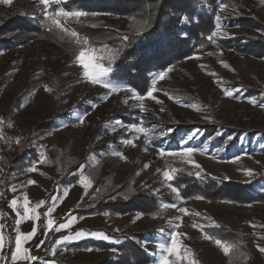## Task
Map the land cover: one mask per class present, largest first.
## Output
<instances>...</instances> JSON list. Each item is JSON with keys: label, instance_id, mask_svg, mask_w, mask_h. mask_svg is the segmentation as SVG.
<instances>
[{"label": "rangeland", "instance_id": "rangeland-1", "mask_svg": "<svg viewBox=\"0 0 264 264\" xmlns=\"http://www.w3.org/2000/svg\"><path fill=\"white\" fill-rule=\"evenodd\" d=\"M98 1L52 4L50 12L81 10L100 15L60 18L68 31L51 24L55 33L38 38L27 35L23 24H44L40 0H0V224L4 225L0 256L5 257L0 264H13L15 228L28 233L35 225L38 234L41 224L43 237L34 250L30 249L34 237L22 246L39 259L15 264H158L165 255L158 245L171 247L174 234L178 250H188L180 264H264V252L258 250L264 247V199L256 198L264 194V107L259 106L264 104V54L243 48L244 37L262 35L245 29L238 19L254 16L264 23V3L233 0L221 9L224 3L217 1L213 31L218 23L221 31L214 42L206 39L203 52L149 74V88L142 93L124 83L122 66L115 68L116 61L106 53L94 55L102 57L100 64L113 61V70L103 79L118 90L110 91L84 76L78 56L92 48L73 27L87 24L122 32L128 24L113 12L123 7V0ZM216 16L221 17L219 22ZM181 21L184 26L186 19ZM71 31L78 35L71 36ZM161 72L166 75L157 79ZM153 88V97L147 98ZM226 91L234 95L229 97ZM188 147L197 150L191 157L161 155V150L182 153ZM165 172L173 176L171 181L164 178ZM185 172L205 175L219 185L249 186L253 196L236 198L229 192L223 196L216 190L220 187L208 181L200 185L208 192L187 195L176 180ZM84 177L87 187L81 183ZM120 189L127 200L122 198L125 204L121 205L116 202L121 196H115ZM25 196L39 219L17 225L19 217L10 202L16 199L23 215ZM100 199L113 205L76 213L83 206L90 210L86 203ZM41 200L46 204L35 208ZM53 200L56 204L48 216ZM69 215L76 218L69 228L45 231L48 219L55 227ZM77 231H99L110 239L63 240ZM205 235L233 248L226 256ZM9 246L13 252L7 253Z\"/></svg>", "mask_w": 264, "mask_h": 264}, {"label": "trees", "instance_id": "trees-1", "mask_svg": "<svg viewBox=\"0 0 264 264\" xmlns=\"http://www.w3.org/2000/svg\"><path fill=\"white\" fill-rule=\"evenodd\" d=\"M94 1L97 0H92V2ZM100 1L106 4L103 0L98 2ZM217 1L230 4L233 0H123V7H119L118 10L114 9L113 12L127 19L128 24L124 31L93 28L87 24L76 25L73 28L79 33L80 38L88 39V45L91 48H95L96 53H106L112 60L116 61V64L113 65L116 66L115 68L122 66L121 71L125 72L124 83L129 88L144 93L149 88V74L163 71L171 64L176 65L182 58L188 57L193 53L203 52L207 46L205 40L214 30V13ZM253 1L264 3V0ZM103 4H100V6L106 9ZM182 17L186 19L184 26H182ZM238 19H242V27L259 31L262 35V38L257 36L244 37V51L264 54V23L254 16L243 15V17ZM42 20L44 24L41 25L23 24V27L28 29L27 35L31 34V36L40 38V34L51 36L55 33L51 23L50 25L45 24L47 20ZM21 22H24V20ZM179 24L181 25L180 28H178ZM125 36L127 40L123 39ZM203 43L204 45L201 47ZM112 62L104 61L102 66L111 71L113 70ZM71 174L64 176V181ZM176 180L179 182V189L183 188L185 194L190 196L202 195L203 192L209 191L201 188V182L204 181L218 185L220 188L214 189L222 193L229 192L236 198L250 199V196H253L248 191L249 186L240 184L236 187L228 184L224 186L223 184L225 183L223 182H221L222 185H219L215 179L202 174L193 177L188 172H185L182 178H177ZM193 180L197 182H192ZM232 188H236L235 191H231L230 189ZM216 190H211V192H216ZM120 191L121 189L115 195L121 196L116 201L119 202V205L125 204L121 201L122 198L126 200V197H122L123 195L120 194ZM53 194L54 189H52L50 196L52 197ZM224 195L226 194L223 193ZM256 198L263 200L264 194H259ZM109 204L113 205V202ZM126 204L129 203L126 202ZM110 205L105 202L102 203L101 199L93 200L86 203L90 210L84 209L85 207L83 206L84 208H79L76 213L82 214L96 208L99 211L106 210ZM115 205L117 204L115 203ZM7 223H9L8 218ZM40 226L39 232L30 248L31 250H34L35 246L42 240L44 228L42 229L43 224ZM80 246L77 245V248ZM9 247L10 249L7 253L12 252V246Z\"/></svg>", "mask_w": 264, "mask_h": 264}, {"label": "snow or ice", "instance_id": "snow-or-ice-1", "mask_svg": "<svg viewBox=\"0 0 264 264\" xmlns=\"http://www.w3.org/2000/svg\"><path fill=\"white\" fill-rule=\"evenodd\" d=\"M3 2L4 3H10L11 0H3ZM58 2H60V0H40V3L42 5H44V8H45L44 18L46 20H50L51 24L53 26H55L58 29H61L62 31H68V29L64 28L62 26L60 18H75L76 20H79L80 17L100 15V13H89V12L81 11V10L67 11L64 9H58V10L53 11V12L48 11V9L50 8V6L52 4H55ZM226 7H227L226 4H221V9H224ZM220 19H221L220 16H216V20L218 22L220 21ZM220 31H221V25L218 23L215 31H213L211 33V35H209L207 37V39L209 41L214 42L213 38L216 37L217 34L220 33ZM69 34L73 37H76L78 35L75 31H71ZM123 39L127 40V37L125 36ZM83 43L85 45H87L89 43L88 39L85 38L83 40ZM95 52H96V49L92 48V49H89L88 51H81L79 53L78 62H79V65L84 70V76L87 77L89 79V81L93 84L99 83V84H101L102 87L108 88L110 91H117L118 87L116 85H113V84H111V83H109L103 79L108 74L109 69L103 67L102 64L99 63V61L102 59V57L94 55ZM90 53H91V55H90ZM190 58H192V57H190ZM196 58H198V57H196ZM90 60H95L97 62L95 64H90V62H89ZM225 67H227L226 64H225ZM90 68L95 69V71H91ZM169 71H171V69H169ZM165 75H166L165 72H161V73H159V76L157 77V79H163ZM128 90L131 91V89H128ZM154 91H155V88L148 91L147 92V98H152ZM236 91H239V89H237ZM225 94L229 97H232L234 95V92L233 91H226ZM136 99L143 100V99H145V97L144 96H137ZM259 106L264 107V104H261ZM140 107H141V109H143L142 104L140 105ZM81 122H82V119H81ZM136 131L143 132L144 129L136 128ZM164 134L166 135L167 133L165 132ZM219 134L220 133H218V135ZM192 138H193L192 136L188 137L187 140L184 141V143L187 144L188 140H191ZM229 139H231V137H229ZM125 143L132 144L133 141L127 140V141H125ZM195 151H197V150L193 149L191 147L186 148L182 153L175 152V151L167 152V150H161V155H164L166 153L168 155H182L184 157H191V155ZM188 162H191L193 164L195 163L194 161H188ZM195 166L197 168L200 167V165H198V164H196ZM32 170H35V169H32ZM197 175L199 176V173H197ZM248 175H252V172L249 171ZM164 178L168 181H171L173 179V176L169 172H165ZM29 183L34 184L35 181H30ZM81 183L83 186L87 187L88 186L87 178L84 177L81 180ZM13 190H15V189H13ZM172 191L176 192L177 197L179 198V193L177 191V188L172 187ZM64 195L65 196L67 195V191H65ZM195 199H204V197H195ZM45 204H46V202L44 200H41L39 203H37L35 205V208H40L41 206H43ZM55 204H56V201L53 200V202L47 208V211L45 213L46 215L51 216V213L54 210ZM10 206L14 210L17 211V215L19 217V219L16 220L17 225H19L21 220L27 219V220L36 221L39 219V216L35 213V209L29 207V201L27 199V196H25V198H24V203H23L24 214L23 215H20V213L17 209V200L16 199L11 200ZM165 207H175V205H165ZM180 211L185 212L186 210L180 209ZM104 215L107 216L109 214L107 212H105ZM74 219H76V218L69 215V218L67 219V221L65 223H60V224L56 225L55 227H53L54 221L52 219H48L47 224L45 226V231L53 230V231L59 232L62 229H67L72 224ZM176 227H179V225H176ZM194 227H197V225H194ZM2 228H4V225L0 224V229H2ZM14 231H16L18 234L15 238V250L11 254V260L13 261V264H15V262L18 260H26V261L38 260L39 259L38 257L30 255L29 249L22 248V246L26 242L30 241L33 237H35L37 235V227L34 225L31 229V231L28 233L20 232L18 227L15 228ZM117 231H119V229H117ZM86 236H91L92 238L103 239V240H109L110 239V237L107 236L105 233L99 232V231H94V232H90V233H85L84 231H77L74 233V235L72 237H70V238L65 237V238H63V240L79 239V238L86 237ZM205 239H214V243L222 249L223 253L226 256L229 254V252L233 248V245H231V244H229V243H227L221 239H218V238H213V237H210L208 235H205ZM3 241H4V236L0 235V249L3 248ZM172 241L173 242H172L171 247H168V246L163 245V244L158 245V247L165 253V255L158 262V264H180V260L183 258L184 253L188 251L187 249H185L184 252H181L180 250H178V248L176 246V234L173 235ZM258 250L260 252H264V247H258ZM88 251H91V249H88ZM173 256L176 257L175 260L170 259V257H173ZM4 259H5L4 256H0V260H4ZM193 264H194V262H193Z\"/></svg>", "mask_w": 264, "mask_h": 264}, {"label": "crops", "instance_id": "crops-1", "mask_svg": "<svg viewBox=\"0 0 264 264\" xmlns=\"http://www.w3.org/2000/svg\"><path fill=\"white\" fill-rule=\"evenodd\" d=\"M37 236V235H36ZM36 236L34 237V239L36 238ZM34 239H33V241H34ZM13 252V251H12Z\"/></svg>", "mask_w": 264, "mask_h": 264}]
</instances>
